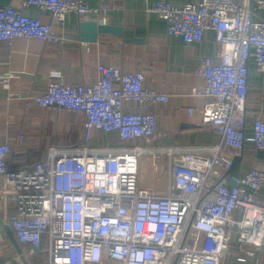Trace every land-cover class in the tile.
I'll return each mask as SVG.
<instances>
[{"label": "built area", "instance_id": "obj_1", "mask_svg": "<svg viewBox=\"0 0 264 264\" xmlns=\"http://www.w3.org/2000/svg\"><path fill=\"white\" fill-rule=\"evenodd\" d=\"M22 4L47 11L57 27L4 5L0 42L10 45L23 37L62 44L69 14L107 24L110 10L108 3L92 6L84 0ZM145 11L155 13L166 34L184 43L199 42L213 31L217 50L197 65L203 83L189 93L205 99L200 124L215 128L219 140L208 153L173 155L172 149L151 147L155 106L168 102L169 94L145 85L140 69L97 62L93 84L50 78L41 93H8L9 100L55 104L83 116L81 145L49 142L40 159L22 168L8 167L12 147L0 142V212L20 245L18 264H31L35 257L38 264H225L231 249L234 264H264V198L259 195L264 160H245L250 166L233 185L228 173L234 155L243 160L245 140L264 151L260 116L250 123L251 136H245L249 59L264 75V0H156L145 3ZM10 77L2 80L5 85ZM129 104L135 109H126ZM95 130L116 135L121 145H85ZM161 155L167 164L164 193L146 185L140 173L142 156L151 178Z\"/></svg>", "mask_w": 264, "mask_h": 264}, {"label": "crops", "instance_id": "obj_2", "mask_svg": "<svg viewBox=\"0 0 264 264\" xmlns=\"http://www.w3.org/2000/svg\"><path fill=\"white\" fill-rule=\"evenodd\" d=\"M24 0H0V7L12 5L24 13L39 17L57 27L55 18L33 5H23ZM96 6L108 3V23L119 26V36L100 33L95 41H82L79 35V19L74 14L67 16L65 33L67 40L62 44L44 43L36 39L14 38L10 45L0 42V142L12 147L7 159L10 169L30 165L40 159L47 143L59 146H75L83 143V116L80 112L59 107L55 104L39 106L32 101L12 98L27 91L41 93L48 79H58L67 84H93L97 73L95 63L119 67L130 71L140 69L145 75V85L169 94L166 103L155 106L156 131L150 146L172 149V154L195 151L208 153V147L219 140L217 130L202 127L201 106L204 98L191 95V87H199L203 80L196 67L203 57L214 55L217 44L214 33L206 31L199 42L184 43L178 36L167 35L165 22L155 13L145 11V3L156 0H84ZM185 2L191 0H172ZM259 15L261 13L257 11ZM247 94L245 102V136H251L250 123L256 116L264 121V75L255 70L252 59L248 61ZM12 75L8 84L2 81ZM135 109L134 105H125ZM95 148H117L121 145L114 134L93 131L85 143ZM165 153V152H164ZM243 160L240 159L237 176L249 168L248 159L264 160V151L255 149L245 140ZM239 158L234 155L233 158ZM158 173L146 174L142 181L156 192ZM264 198V187L259 191ZM12 210L11 205L7 208ZM0 220L8 224L0 212ZM17 250L0 225V264L10 261L18 264ZM46 259V257H45ZM41 259L35 257L31 264ZM234 264V263H233Z\"/></svg>", "mask_w": 264, "mask_h": 264}, {"label": "water", "instance_id": "obj_3", "mask_svg": "<svg viewBox=\"0 0 264 264\" xmlns=\"http://www.w3.org/2000/svg\"><path fill=\"white\" fill-rule=\"evenodd\" d=\"M251 6H255L254 2H251ZM78 29H79V35L82 41L86 42H92L95 41L98 34L100 33H112L114 35L119 36L120 34V27L114 26L110 24H98L97 22L93 20L88 21H79L78 23ZM240 163V158H233L231 167L228 170V173L231 175V179L229 181V185H233L235 182V177H237L238 172V166ZM0 225L4 229L7 237L11 241V243L16 248L17 252H20V245L17 242L14 233L10 226L8 224L2 223L0 220ZM172 264H175V261L172 262Z\"/></svg>", "mask_w": 264, "mask_h": 264}, {"label": "rangeland", "instance_id": "obj_4", "mask_svg": "<svg viewBox=\"0 0 264 264\" xmlns=\"http://www.w3.org/2000/svg\"><path fill=\"white\" fill-rule=\"evenodd\" d=\"M145 163H146V158H145V156H142V158H141V172H140L141 176H144L147 173V171L144 168ZM157 163H158V167H159L156 171V173H158L157 174V176H158L157 189H159L158 193H164V192H166V188H167L166 157L164 155H161V157L157 160ZM233 251H234V249H231V251H229V253L227 254L228 257L225 259V264H233L234 263Z\"/></svg>", "mask_w": 264, "mask_h": 264}]
</instances>
